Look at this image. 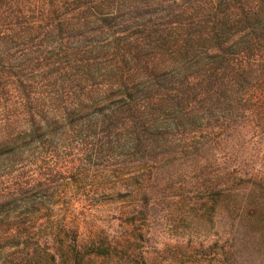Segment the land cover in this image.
Instances as JSON below:
<instances>
[{"label":"trees","instance_id":"16d2710c","mask_svg":"<svg viewBox=\"0 0 264 264\" xmlns=\"http://www.w3.org/2000/svg\"><path fill=\"white\" fill-rule=\"evenodd\" d=\"M89 175L68 209L126 235L55 223L65 263L155 264L163 226L168 264H263L264 0H0V264H49L41 210Z\"/></svg>","mask_w":264,"mask_h":264},{"label":"rangeland","instance_id":"374dc122","mask_svg":"<svg viewBox=\"0 0 264 264\" xmlns=\"http://www.w3.org/2000/svg\"><path fill=\"white\" fill-rule=\"evenodd\" d=\"M101 182L102 178L100 175H89L80 178L77 183L65 184L54 197V199L58 201V203L56 204V208H52L49 203H47L45 204L46 209L41 210V212L44 211L43 221H46L43 225V228L41 229V235H50L54 238L55 241L54 244H50L46 248L42 249L49 264H57L58 262L63 263L65 255H67V253L69 252L67 246L68 237L66 238L62 231H52V228L55 223H58L60 227L64 223H67L71 218H76L74 219L75 230L77 234V239L81 243L89 241L93 236L98 234V226L94 224L93 220H90L91 218H89V216L92 215H96L101 219H105L104 223L106 225L107 232L111 234H116V236L118 235L120 237L126 235L124 234L125 225L127 223V220H125L124 217V209H126L125 205L116 204L113 206H105L100 204L98 205L99 207H97L98 210L96 211V213L89 212L88 214H86L87 216H85V218H77L68 209V202H73L74 207H76V209L79 208L77 210L79 213H84V208H86V211L88 212L89 210H87V207H94V205H90L92 203L89 202V200H85L82 205L83 208L81 209V203L77 204L75 202V197L83 191L84 187H88L90 184L98 186L101 184ZM58 230H61V228H59ZM155 233L156 235L154 236V239L149 241L143 239L142 241H140L139 247L136 250L140 251L143 256L147 259L155 257V264H168L170 258L169 252H176L173 241L174 239H172V236L169 234L167 228L163 226H159ZM53 253L56 257L55 261H53L51 258V255ZM131 263L148 264L147 262L142 263V260L139 258H135V260H133ZM64 264L68 263H65L64 261ZM119 264H123V262H120Z\"/></svg>","mask_w":264,"mask_h":264}]
</instances>
